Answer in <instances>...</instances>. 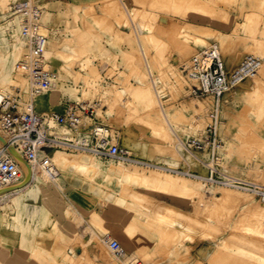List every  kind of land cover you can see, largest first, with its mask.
Listing matches in <instances>:
<instances>
[{
    "label": "rangeland",
    "instance_id": "obj_1",
    "mask_svg": "<svg viewBox=\"0 0 264 264\" xmlns=\"http://www.w3.org/2000/svg\"><path fill=\"white\" fill-rule=\"evenodd\" d=\"M22 1L0 0V32L8 41H12L15 33L13 18L6 17V12ZM32 1L39 2L43 8L42 22L48 43H58L59 49L57 54L54 53L49 69L55 75L54 81L62 86L55 103H41L40 94H34L35 110L41 114L63 113L67 103L84 104L85 111L92 107L98 123L109 130L111 144L127 149L141 163L122 160L130 166L196 169L189 156L186 160H168L170 150L178 143L177 138L181 141L190 139L183 135L182 128L194 119L182 109L208 105L209 110L202 113L199 121L202 124L200 132L210 124L209 114L215 109L211 97L189 96L190 88L195 84L188 71L192 60L216 45L231 69L250 54L244 52L245 46L260 47L262 54H254L262 61L257 75L225 97L226 104L219 110L218 137L223 144L225 170L264 185V167L258 175L247 172L264 156V0ZM18 22L21 26V20ZM20 30L23 45L14 61L10 81L0 76V94L10 99L18 94L22 110L30 101V83L23 73L14 71L16 64L25 60L27 54L26 38ZM136 32L139 33L140 48ZM201 39L205 42L203 46L199 45ZM224 48L234 51L237 59L225 56ZM7 51L0 47V54ZM144 84H149L152 90L155 85L164 110L182 111L178 113L179 120H170L169 138L154 132L143 122L142 111L132 92ZM84 122L91 124L87 117ZM49 125L48 132H64L75 140L77 132L64 130L55 123ZM0 130L7 131L1 125ZM79 133H86L87 140L92 135L91 130H80ZM50 151L69 157L90 155L74 150ZM100 160L107 163L120 159ZM202 186L207 189L204 183ZM103 188L109 189L104 185ZM130 191L124 188L116 193L124 200L117 202L116 213L109 212L107 206L100 207L103 198H96L95 192L81 189L61 196L64 202L61 210L42 203L30 208L0 205L4 210L3 213L0 210V247L4 248L0 251V264H110L103 258V250L107 248L97 237L102 238L113 227L121 230L111 232L113 239L121 246L119 239L125 243L122 247L128 256L136 258V264H264V221L253 226L255 233L245 234L246 211L235 216L230 206L218 207L212 213L214 220L207 221L198 207V194H190L188 200L196 209L187 216L196 217L201 223L194 229L201 235L179 237L171 227L161 225L163 233L148 238L136 220L141 216L136 214V207L149 202L150 210L156 212L162 204L171 201L162 193L151 192L142 201L134 200L133 207H126L133 201ZM245 194L259 206H264L252 195ZM180 207L184 209L183 205ZM29 210L31 214H28ZM27 222H30V230L25 229ZM93 233L97 237L89 242ZM221 237L225 238L221 255L209 262L208 255L216 247L215 239ZM17 245H20L19 251L14 248ZM236 249L257 259L250 262L245 256L236 254ZM115 260V264H123Z\"/></svg>",
    "mask_w": 264,
    "mask_h": 264
},
{
    "label": "bare ground",
    "instance_id": "obj_2",
    "mask_svg": "<svg viewBox=\"0 0 264 264\" xmlns=\"http://www.w3.org/2000/svg\"><path fill=\"white\" fill-rule=\"evenodd\" d=\"M5 16L13 18L12 21L14 22V25L12 26V29L15 35H13L12 41H8L3 36V32H0V47L6 48V51L8 50L4 54H0V76L3 78V80L10 81V77L14 69L13 64L20 54L24 38L20 34L21 26L18 22L20 21V17L13 14L11 12V9L9 10V12H6ZM41 31L46 34V31H44V24L41 28ZM201 34L206 35L205 32H201ZM135 35L140 48L141 44L139 40V33L136 32ZM199 41L200 46L205 45V42L202 39ZM254 46L255 47L252 49L249 48L248 45L245 46L244 52H250L249 55H254L257 52L259 54H262L260 47H258L257 45ZM213 47L222 57L219 48L216 45H214ZM57 48L58 43L56 41L47 44L46 50L44 52V57L46 58L45 66L47 69L51 67V62L54 58V53L56 52ZM55 54H57V52ZM224 54L225 56H229L232 60L237 59V55L235 54V52L229 48H224ZM222 59L225 63L223 57ZM14 71L16 73H23L21 70L17 69V67ZM257 73L258 72H256L255 75H257ZM255 75L253 77H255ZM25 76L27 77V75ZM242 83H240L239 85H241ZM24 86L26 87V84H24ZM61 91V84H59V82L52 81L49 87L42 89L36 94H40L41 103H55ZM132 93L136 98L134 100L137 101L140 106V110L142 111L141 113L143 115L142 119L144 124L154 132L160 133L165 138H169L170 134L168 129H172L170 126V120H179L180 117L178 113L183 111L184 113L191 114L192 119H194V121L190 122L187 127L185 126L182 128L183 135L186 138L190 139H195L202 135L203 132H200V127L202 124L199 121L202 117V113L209 110L208 105L184 107L182 111L172 109L164 110L161 107L159 101L160 99L158 98L155 85H153V90L149 84L141 85L139 88H135ZM228 93L224 96V99L227 95H229ZM3 98V95L0 94V102ZM62 129L66 130L65 128ZM98 129H100L99 126ZM79 131L80 130L76 131L77 135L74 141L77 143L86 141V133L81 134L79 133ZM216 131L218 136V126L216 127ZM47 136L62 140H72L68 138V134L64 132H59L58 134L55 132H48ZM0 137H2L6 143L5 145L0 140V150H2L4 156L8 157L11 161L18 162L19 164V177L16 180L9 181L12 182V185L7 187L10 189L0 194V205L3 201L8 199L9 203L7 205H11L14 207L30 208L32 206L37 207L40 205L39 203H42L43 206L50 208H59L61 210L64 206V202L62 201L61 196L81 189L84 192H95L96 198H103V201L99 204V206H107V210L109 212L116 213L119 207L117 205V202L123 203L124 201L123 197L120 198L116 193L122 191L124 188H127V190H131L129 194L133 198V201H131V204L127 203L125 205L126 207H133L134 200L142 201L143 199H145V195L151 192L162 193L163 195L169 197L168 199L171 201V203L162 204L160 207V211H158V209L156 212L150 210L149 202H146V205H142L141 207H136V209H138L136 211V214L141 215L136 220L140 225H142L143 232L148 238L159 237V235L163 233L164 230V228L160 227L161 225L171 227L173 233L178 235L179 237L185 235L189 238H192L195 235H201L194 230L195 226L201 223L196 217L187 216L188 213H191L196 209V206H193V204L188 200V195L190 194H198V197L200 199L198 207H201L203 211L202 214L207 221H213L214 218L212 217V213L214 214V210L222 206H230L231 209L234 210L235 216L240 212L246 211L244 214V221L247 224L243 228L245 234L252 235L253 233H255L256 230L253 226L260 225V223L264 221V206H259L258 204H256L253 201L252 197L250 198L244 192H240L239 190H235L232 188L207 185H205L207 189H204L202 186V183L204 182L201 179L193 177H191V179L190 176L182 174L181 172L177 171V169H174L176 167L172 168L160 166L159 169L151 167L140 168L136 164L130 166V164H126L125 161L122 160H111L107 163H104L100 160V158L92 153H90V155L78 154L73 157H69L58 155L53 151H50V149L54 148L49 147L44 152V161H47L50 164V168L52 170V173H50L49 170L47 171L42 162L31 160L27 162L29 165V168H27L26 165L19 160V157L22 156V151L20 149L23 147V144L19 143L20 146L16 148V146L11 143L10 132H2L0 130ZM177 139V145L173 150H170L171 159L168 158L170 162L175 160L179 161V158L182 160H186V158L188 157V155H186L182 149V142L184 141L179 140V138ZM8 147H14L15 152H10ZM83 153L86 152L83 151ZM188 159H190V156L188 157ZM190 161L192 162V158ZM134 163L139 162L135 160ZM263 167L264 156L260 157L259 160L255 162V165H253L252 169H247V172L249 174L252 173V175H258ZM5 183L6 182H1V184L4 185ZM103 185L109 187V189L103 188ZM181 205L184 206V209L180 207ZM27 212L28 214L32 213L30 210ZM43 217H46V215H43ZM43 219V221H45V218ZM122 221L123 223H125V218ZM25 229L30 230V222L26 223ZM109 231L110 232L105 234L102 238L97 237V234L93 233L89 238V242L93 241V237H97L98 240L103 243V245L107 248V250H103V258L110 264H115V259L121 261L123 264H136V258L131 257V255L128 256L125 248L122 247L123 245H125V243L121 239H119L123 244L121 246L112 237L111 232H120L121 230L113 227L110 228ZM215 240L216 247L215 250L208 255L209 262L213 261L221 255V249L224 246L225 238L221 237L218 238V240L217 238ZM112 241L117 242L124 250L121 257H117L110 249V243ZM235 253L245 256L244 258H247V260H249L250 262L257 259V257L249 258L242 249H236Z\"/></svg>",
    "mask_w": 264,
    "mask_h": 264
},
{
    "label": "built area",
    "instance_id": "obj_3",
    "mask_svg": "<svg viewBox=\"0 0 264 264\" xmlns=\"http://www.w3.org/2000/svg\"><path fill=\"white\" fill-rule=\"evenodd\" d=\"M11 12L20 17L22 33L26 38V58L16 64L17 69L27 75L30 83V101L24 109H20V97L3 98L0 102V124L11 134V143L19 147L23 158L29 162H42L52 173L50 164L44 161V152L52 147L59 150L84 151L96 155L100 159H120L135 161L127 149L111 144L109 130L98 123L93 108L85 111L84 104L67 103L63 113H38L33 105L32 97L42 89L49 87L55 75L47 69L44 52L48 44V35L41 31L43 26V8L40 3L24 0L11 7ZM261 59L254 55L245 56L235 67L228 69L212 46L202 55L192 60L189 77L195 81L190 88L192 98L211 97L215 109L210 113V124L202 135L195 139L182 142L183 152L190 156L196 169H178L182 174L201 179L207 186H219L240 190L252 195L259 202L264 203V185L245 178L235 176L225 170L222 159V148L216 127L219 125V110L225 104L224 96L240 83L253 77L261 66ZM84 117L91 121L86 125ZM50 122L70 131L91 130L89 140L75 142L74 140L48 137ZM98 126L100 129H98ZM140 162V161H138ZM18 162L11 161L0 150V190L12 185L19 177ZM203 174V175H202ZM1 182H6L5 185ZM8 182V183H7ZM110 249L117 257L123 255L121 246L112 241Z\"/></svg>",
    "mask_w": 264,
    "mask_h": 264
},
{
    "label": "water",
    "instance_id": "obj_4",
    "mask_svg": "<svg viewBox=\"0 0 264 264\" xmlns=\"http://www.w3.org/2000/svg\"><path fill=\"white\" fill-rule=\"evenodd\" d=\"M0 140L6 145V143H5V141H4V139L2 138V137H0ZM9 148V151L10 152H15V148L14 147H8ZM19 160L21 161V162H23L25 165H26V167L27 168H29V165H28V163H27V161L22 157V156H20L19 157ZM28 180V179H27ZM8 189H10V188H4V189H1L0 190V194L1 193H4V192H6V191H8Z\"/></svg>",
    "mask_w": 264,
    "mask_h": 264
},
{
    "label": "crops",
    "instance_id": "obj_5",
    "mask_svg": "<svg viewBox=\"0 0 264 264\" xmlns=\"http://www.w3.org/2000/svg\"><path fill=\"white\" fill-rule=\"evenodd\" d=\"M9 202H8V199H6L5 201H3L2 203H1V205H6V204H8ZM1 210V212L3 213V209H0ZM15 248V250L16 251H19V249H20V245H17V246H15L14 247ZM4 251V248L3 247H0V251Z\"/></svg>",
    "mask_w": 264,
    "mask_h": 264
}]
</instances>
